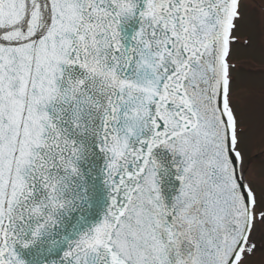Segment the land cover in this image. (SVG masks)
Here are the masks:
<instances>
[{
  "label": "snow or ice",
  "instance_id": "snow-or-ice-1",
  "mask_svg": "<svg viewBox=\"0 0 264 264\" xmlns=\"http://www.w3.org/2000/svg\"><path fill=\"white\" fill-rule=\"evenodd\" d=\"M0 264H264V0H0Z\"/></svg>",
  "mask_w": 264,
  "mask_h": 264
}]
</instances>
